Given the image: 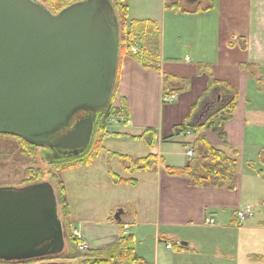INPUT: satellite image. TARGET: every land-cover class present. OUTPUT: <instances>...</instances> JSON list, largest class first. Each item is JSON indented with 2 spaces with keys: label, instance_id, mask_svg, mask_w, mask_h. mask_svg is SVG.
<instances>
[{
  "label": "crops",
  "instance_id": "0c3cea01",
  "mask_svg": "<svg viewBox=\"0 0 264 264\" xmlns=\"http://www.w3.org/2000/svg\"><path fill=\"white\" fill-rule=\"evenodd\" d=\"M211 1L210 11L172 15L167 13V0L161 5L130 0L134 19L129 21H152L159 28V71L145 70L131 58L122 63L114 106L125 100L130 119L127 125L118 121L110 127L121 137L104 142V210L91 204L86 221L70 218L73 227L76 222L92 224L91 234L72 228L86 250H102L127 237L124 225L129 224L126 232L134 237L143 264H264V0ZM167 21L175 33L169 44L164 34ZM204 66L209 72L201 71ZM166 74L187 80L190 89L165 98ZM211 78L233 85L239 93L233 119L224 127L226 139L214 131L176 136L174 128L191 115ZM147 130L156 133L153 147L130 139ZM199 137L237 161L233 191L194 187L189 179L166 172L165 166H189ZM190 150L192 158L187 155ZM111 154L134 160L156 155L158 167L132 175ZM97 164L87 168L89 179ZM110 170L137 185L114 184ZM246 207L254 215L241 223L237 213ZM208 219L215 220V226H208ZM169 243L172 250L166 248Z\"/></svg>",
  "mask_w": 264,
  "mask_h": 264
},
{
  "label": "water",
  "instance_id": "95a60500",
  "mask_svg": "<svg viewBox=\"0 0 264 264\" xmlns=\"http://www.w3.org/2000/svg\"><path fill=\"white\" fill-rule=\"evenodd\" d=\"M120 47L109 0L57 14L34 0H0V135L64 155L87 150L113 99ZM65 247L51 183L0 188V261L58 256Z\"/></svg>",
  "mask_w": 264,
  "mask_h": 264
},
{
  "label": "trees",
  "instance_id": "16d2710c",
  "mask_svg": "<svg viewBox=\"0 0 264 264\" xmlns=\"http://www.w3.org/2000/svg\"><path fill=\"white\" fill-rule=\"evenodd\" d=\"M34 1L42 3L52 13L57 14L83 0ZM109 1L116 12L120 26L121 47L119 71L112 102L108 110L98 117L90 147L78 156L72 154L64 155L55 150L33 146L17 137L0 135L18 140L22 145L21 155L25 159L35 158L36 149H46L49 151L48 158H52H47L46 160L60 172L92 167L104 150L105 140L110 136L108 131L110 125L109 119H119L124 125H127L130 119V112L125 100H123L119 107H112L118 88L120 68L124 60L131 58L145 70L159 71L160 31L157 24L152 21H129V6L127 0ZM212 8L213 2L211 0H167L166 3V10H172L176 13L207 12L212 10ZM132 46H138L141 49L137 54H134L131 50ZM243 67L250 70L249 66L244 65ZM208 70L205 66L201 69L203 72H207ZM189 89L190 83L187 80L168 74L164 75L165 97L175 96ZM238 94L237 88L233 85L211 78L208 90L193 108L191 115L182 125L174 128L175 135L178 136L188 132L201 134L206 131H214L219 134L222 140H225L224 127L233 119L237 109ZM197 117L200 118V122H196ZM116 136L121 137L118 134ZM130 139L140 140L153 147L156 141V133L153 130H147L142 136ZM194 148L196 155L188 167L172 168L165 166L166 172L173 177L189 179L190 184L194 187L225 188L233 191L236 184L237 161L228 158L223 151L214 148L204 137L198 138L194 144ZM110 157H117L125 167L126 172L132 175L138 172L156 171L158 167V157L156 155H150L139 160L115 154H111ZM109 176L114 184L137 185V181L123 179L112 170L109 171ZM24 178L23 187L40 184L43 179V171L36 162H33V167L25 171ZM55 182L56 187L54 188L58 198L59 213L61 212L60 218L63 222L65 237H67L74 253L77 251L81 252V256H75L76 259H84L83 264L144 263L137 255L133 236L122 237L117 243L102 250L80 251L79 247L82 245V241L71 230L70 209L67 202L65 184L62 180H55ZM175 251H180L176 245ZM59 257L60 255L38 258L27 262L0 261V264H34L35 262L38 264H52L51 262L45 261L57 260Z\"/></svg>",
  "mask_w": 264,
  "mask_h": 264
},
{
  "label": "rangeland",
  "instance_id": "374dc122",
  "mask_svg": "<svg viewBox=\"0 0 264 264\" xmlns=\"http://www.w3.org/2000/svg\"><path fill=\"white\" fill-rule=\"evenodd\" d=\"M152 2H155V3L159 2V4L161 5L162 0H152ZM127 4L128 6L130 5V0H127ZM167 13L172 14V15H177V13L172 10L171 11L167 10ZM172 15H171V18H173ZM129 17L131 20L134 19L133 14H130V8H129ZM177 22L178 21H175V23ZM166 26L167 27H166V30L164 31V34L166 37V42L168 41L167 44H169L171 42L170 37L172 35H175V33L172 34L171 32L170 21H167ZM161 30H162V27H161ZM138 48H141V47H138ZM112 107L113 108L115 107L114 102H113ZM118 121L120 122L119 119H109L110 125H109L108 131H109L110 136L108 138H119L116 136L117 134H114L115 133L114 130L112 131L110 130V127H116V124H117L116 122ZM118 146L120 147L121 145H118ZM21 149H22V145L18 140L14 138H10V137L0 136V188L12 187V186L16 188H20V187L23 188L24 186L23 184L25 180L24 178L25 171L33 167V162H36L37 165L43 171L42 183L48 182V183H51L53 187H56L55 180L56 181L62 180L63 183L65 184L66 197H67V202H68V206L70 209V218H71V215H73V218L75 219V221H83V220L86 221L88 219L85 217L86 215H88L87 209L91 208V204H94L97 207L101 206L102 211L104 210L105 206L103 205L104 204L103 201L105 199L106 194L102 188L103 186L102 180L106 174L105 170H103V168L105 167L103 163L105 162L104 159L106 155L104 154L103 157H100L103 152L100 154L96 163L94 164L96 165L98 162L96 169L94 171L93 177L89 179V177L85 174L86 172H88L87 168L89 167L60 172L55 167L50 165L48 161L46 160L48 158L47 156L49 152L48 150L36 149L35 158L25 159L21 155ZM108 149H111V148L108 146ZM50 158L51 157H49L48 159ZM114 164H116V162H114ZM89 182L95 184L96 187L89 186L90 185ZM60 214L61 212L59 213V215ZM87 224L89 223H85L84 226H80V224L76 222L74 227H73V224L71 225V230L73 231L72 228L76 227L77 229H81V231H83V228H84V230L88 234H91L90 229L92 227L91 226L92 224L91 225L90 224L87 225ZM102 232L104 234V229L102 230ZM124 234L129 236L128 235L129 232L124 231ZM106 235H108V233H106ZM71 247L72 246H70V243L68 242L67 237H66L65 251L60 255L59 259L45 261V262H51L52 264H64L65 262L71 261V264H83L84 259L75 258V256L77 257L81 256L80 255L81 252L77 251L74 253ZM34 264H38V263L35 262Z\"/></svg>",
  "mask_w": 264,
  "mask_h": 264
},
{
  "label": "built area",
  "instance_id": "2783aa9c",
  "mask_svg": "<svg viewBox=\"0 0 264 264\" xmlns=\"http://www.w3.org/2000/svg\"><path fill=\"white\" fill-rule=\"evenodd\" d=\"M141 48H138L136 46H132L131 47V50L134 54H137L139 52ZM171 97H174V96H171ZM171 97H165V98H171ZM190 158H192L194 156V152L192 150H190L187 154ZM254 215V212L252 211V209L250 207H246L244 208L243 210L239 211L237 213V218L239 220V222L243 223L246 219L252 217ZM206 224L208 226H215V220L213 219H208ZM130 228V225L129 224H125L124 225V230L125 231H128V229ZM75 235L77 237H79V235L75 232ZM80 250H86V246L84 244L80 245ZM166 248L168 250H172L173 249V244L169 243V244H166Z\"/></svg>",
  "mask_w": 264,
  "mask_h": 264
}]
</instances>
